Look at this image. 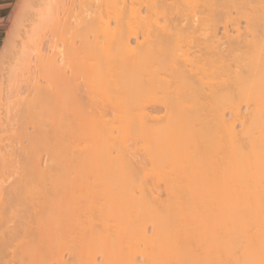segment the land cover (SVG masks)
<instances>
[{
	"label": "bare ground",
	"instance_id": "1",
	"mask_svg": "<svg viewBox=\"0 0 264 264\" xmlns=\"http://www.w3.org/2000/svg\"><path fill=\"white\" fill-rule=\"evenodd\" d=\"M90 1L39 0L2 46L0 132L31 117L11 136L48 162L9 156L0 264H264V0H105L102 47Z\"/></svg>",
	"mask_w": 264,
	"mask_h": 264
},
{
	"label": "rangeland",
	"instance_id": "2",
	"mask_svg": "<svg viewBox=\"0 0 264 264\" xmlns=\"http://www.w3.org/2000/svg\"><path fill=\"white\" fill-rule=\"evenodd\" d=\"M103 1V2H102ZM23 2V0H19L18 1V3L16 4V6H15V8H14V10H13V12H12V14H11V18H10V21H9V28H8V32H7V36H6V40H7V38H8V35L9 34H14L13 35V37H14V40H15V42H14V44H16V46H19L20 45V41L22 40V39H26L25 38V29H29L30 28V25H31V23H32V21H33V18H32V12H33V10L35 9V8H37L38 7V3H39V0H32V2L30 3V5L31 6H29V7H31V8H29V12L27 11L24 15H23V18H21L22 20H20V21H17L16 22V12H18L19 11V7L21 6V3ZM94 4H93V3ZM95 2H97L96 3V6H95ZM105 2V0H91L90 1V3L89 4H91V8L92 9H94L95 10V12L94 13H92L93 14V16H92V18H90L91 19V22L90 23H88L89 25H91L90 26V28L91 27H93V28H96L97 29V33L95 34V32H94V34L97 36V34H98V46H101L102 47V45H104L103 44V42L102 41H104L103 40V38L101 37V33H102V28H101V24H102V17H107L108 15H107V11L105 12L106 14H104V15H107V16H102L101 17V7L103 6V4H105L104 3ZM103 3V4H102ZM102 4V5H101ZM106 5V4H105ZM105 5H104V7H105ZM100 7V8H99ZM104 7H102V8H104ZM97 8H99L98 10H97ZM106 8V7H105ZM104 10H106V9H102V13H103V11ZM235 15H236V13H234ZM95 15V16H94ZM112 20H111V24H114V25H111V27L113 28V26H115V21L113 20L114 18H111ZM105 21V20H104ZM241 21H244V17L243 18H241ZM95 31V30H94ZM20 33V34H19ZM102 35H103V33H102ZM96 36H93V34L91 35V39L92 38H95L96 39ZM102 38V39H101ZM94 39V40H95ZM105 39V38H104ZM5 40V41H6ZM97 40V39H96ZM5 43V42H4ZM104 43H105V41H104ZM100 44V45H99ZM102 44V45H101ZM106 44V43H105ZM96 45V46H97ZM105 47V46H104ZM18 48V47H17ZM16 47H15V50L17 49ZM1 49H2V47H1ZM1 49H0V82H1V78L2 79H4V78H6L7 77V73H8V71L6 72V70H8L9 69V67L7 66L8 64L10 65V63H8L10 60H11V56H13V54L11 55V56H9V57H2V52H1ZM96 49V48H95ZM95 49H91V50H89V51H92V50H94V51H96ZM98 49V48H97ZM99 49H100V47H99ZM88 51V53H86L87 55V57H90V59H91V61H93V56H95L96 57V55H93V53H95V52H89ZM101 53V52H100ZM95 54H97V56H98V53H95ZM87 57H86V59H87ZM94 57V58H95ZM99 58H100V56H99ZM10 59V60H9ZM97 59H98V57H97ZM6 61L4 64H2V61ZM12 61V60H11ZM10 61V62H11ZM94 62V61H93ZM100 63V64H99ZM99 63H96V64H98L97 66L99 67V68H97V66L93 69V71L92 72H87L88 73V76H89V74H90V76L89 77H91V75H92V77H94V78H92V79H95L97 82L99 81L100 82V84L101 85H110L112 82H111V79L114 77V76H112L111 75V71L109 72H107V67H105V63H104V61H102L101 60V62H99ZM2 68V69H1ZM5 68V69H4ZM99 69V70H98ZM95 70V71H94ZM6 72V73H5ZM111 75V76H110ZM4 76H6V77H4ZM112 77V78H111ZM97 78V79H96ZM99 79V80H98ZM113 80V79H112ZM109 105V104H108ZM105 105L106 107H103V108H101V112H99L98 110L96 111V112H88V114H85V116H84V118H86V120H92L93 118H99L100 117V119H101V121H113V120H115L116 119V117H115V115H114V111H111L110 109L111 108H108V107H111V105ZM102 107V106H101ZM104 109V110H103ZM107 110V111H106ZM113 110V109H112ZM112 112H114V113H112ZM87 113V112H86ZM31 120V117H23L19 122H11V124H9V123H7V126H6V129L3 131V132H0V134H2L5 138H4V141L1 143V144H3V143H5V145H6V147L4 148V149H6L8 146H9V148H11V149H6V150H3V152H7V154H6V157H5V159H0V172H1V174H0V177H2V178H0V181H3V180H5V179H7V180H5L4 182H10V181H13V180H15L14 178L16 177V175L20 172L21 173V171H19V170H17L16 169V171H14V166H17V168H18V166L21 168V166H22V164L19 162V161H21V158H16L17 160H19L18 162H16L15 160H10L9 159V156H10V158H13V154H15L16 156H18V155H21V152L23 151V155H21V157L23 156H25L26 155V151L24 152V150H25V148H29V145H28V147H25L24 148V146H27V143H28V139H29V141L31 140V142L32 143H34L33 145H35L36 147L38 146V145H40L41 146V144H39L38 143V145L37 144H35V143H37V140L35 141V139H40V137H42V136H40V134H39V136L37 137V135L36 134H38V133H27V134H25V136H23L22 135V137H23V139H21L20 140V137H14V136H11V135H13V130L15 129V128H17V127H19V124H21V123H27V122H29ZM117 120V119H116ZM116 120L115 121H113L114 122V124L113 125H115L116 124V126H118L119 124V122L117 121L116 122ZM118 124V125H117ZM28 125H30V124H28ZM30 131V130H29ZM53 135V136H52ZM27 136V137H26ZM50 136H52L51 137V139H54V137H56V135H54V134H51ZM102 136L103 135H101V138L98 140V142L97 143H95V144H93L95 147H97V151L101 154V156H104V155H108V154H114V153H116L115 152V148L117 149H122L121 147H120V145H123V141H122V144H121V140H119V142H118V144H117V142L115 141V142H112V143H110L109 144V142L107 141V140H103L104 138H102ZM42 140H45V139H42ZM35 141V142H34ZM39 141V140H38ZM111 142V141H110ZM32 143H28V144H32ZM114 143H116L115 145H114ZM120 143V144H119ZM10 144V145H9ZM21 144H25L24 146H21ZM117 145H119V147L117 146ZM33 147L32 145H30V148H31V151H36L38 154H40V160H41V167H43V168H45V166H46V162H48V161H46V157H47V155H46V151L43 149V148H36V147ZM20 147H23V150H21V152H20V149H19V151H17V149L18 148H20ZM14 148V149H13ZM30 148L28 149V150H30ZM15 149H16V151H15ZM43 150V151H45L44 153L43 152H40V150ZM124 149V148H123ZM122 149V150H123ZM121 150V151H122ZM124 151V150H123ZM122 151V152H123ZM113 152V153H112ZM42 154V155H41ZM25 158V157H24ZM24 158H22V161H23V159ZM10 161H9V160ZM9 161V162H8ZM2 162H4V164L2 163ZM10 162H12L11 163V165H12V167L14 168L13 169V171H12V167H11V165H10ZM44 162V163H43ZM7 163H9L8 165H7ZM3 164V165H2ZM10 165V166H9ZM3 166H5L4 168H3ZM8 166V167H7ZM8 168V169H7ZM20 168H18V169H20ZM11 169V170H10ZM9 172H8V171ZM21 170H22V168H21ZM12 171V172H11ZM19 171V172H18ZM4 172V173H3ZM15 172H18V173H15ZM97 172H99V173H101V174H106V173H108V171L106 170V169H104V168H101V169H98L97 170ZM12 177H11V176ZM19 175V174H18ZM21 175V174H20ZM15 176V177H14ZM5 177V178H4ZM4 178V179H3ZM8 178H10V180L8 179ZM17 178V177H16ZM3 179V180H2ZM13 179V180H12ZM4 182H3V186H5V184H4ZM0 184H1V182H0ZM7 185V184H6ZM130 185V184H129ZM133 186V184H131V186H130V188ZM68 243V242H67ZM66 258H68L69 259V261H72L71 259H70V257H69V255L68 254H66ZM141 258V257H140ZM69 264H70V262H69ZM72 264V263H71Z\"/></svg>",
	"mask_w": 264,
	"mask_h": 264
},
{
	"label": "crops",
	"instance_id": "3",
	"mask_svg": "<svg viewBox=\"0 0 264 264\" xmlns=\"http://www.w3.org/2000/svg\"><path fill=\"white\" fill-rule=\"evenodd\" d=\"M18 1L0 0V49L6 40L11 14Z\"/></svg>",
	"mask_w": 264,
	"mask_h": 264
}]
</instances>
